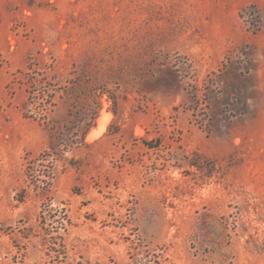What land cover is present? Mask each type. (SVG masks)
I'll list each match as a JSON object with an SVG mask.
<instances>
[{
  "label": "rangeland",
  "instance_id": "obj_1",
  "mask_svg": "<svg viewBox=\"0 0 264 264\" xmlns=\"http://www.w3.org/2000/svg\"><path fill=\"white\" fill-rule=\"evenodd\" d=\"M145 256L264 264V0H0V264Z\"/></svg>",
  "mask_w": 264,
  "mask_h": 264
},
{
  "label": "trees",
  "instance_id": "obj_2",
  "mask_svg": "<svg viewBox=\"0 0 264 264\" xmlns=\"http://www.w3.org/2000/svg\"><path fill=\"white\" fill-rule=\"evenodd\" d=\"M24 105L25 106L29 105V101L28 100L25 101ZM85 118L87 119L83 123L84 125L81 126V135H79V137L76 138V140H78L81 143H84V137L86 135V132L94 124V119L96 118V110L95 111L88 110L86 112ZM134 260L137 264H148L149 259H147L145 256V257L135 258Z\"/></svg>",
  "mask_w": 264,
  "mask_h": 264
},
{
  "label": "bare ground",
  "instance_id": "obj_3",
  "mask_svg": "<svg viewBox=\"0 0 264 264\" xmlns=\"http://www.w3.org/2000/svg\"><path fill=\"white\" fill-rule=\"evenodd\" d=\"M91 134H93V133H91Z\"/></svg>",
  "mask_w": 264,
  "mask_h": 264
}]
</instances>
